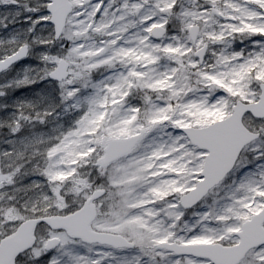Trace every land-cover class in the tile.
Segmentation results:
<instances>
[{
  "label": "snow or ice",
  "instance_id": "obj_1",
  "mask_svg": "<svg viewBox=\"0 0 264 264\" xmlns=\"http://www.w3.org/2000/svg\"><path fill=\"white\" fill-rule=\"evenodd\" d=\"M0 264H264V0H0Z\"/></svg>",
  "mask_w": 264,
  "mask_h": 264
}]
</instances>
